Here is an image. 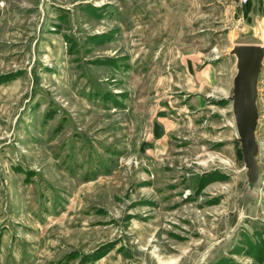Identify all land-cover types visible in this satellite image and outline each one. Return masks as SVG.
<instances>
[{
  "label": "rangeland",
  "instance_id": "obj_1",
  "mask_svg": "<svg viewBox=\"0 0 264 264\" xmlns=\"http://www.w3.org/2000/svg\"><path fill=\"white\" fill-rule=\"evenodd\" d=\"M250 2L0 0V264H264V64L257 194L230 100Z\"/></svg>",
  "mask_w": 264,
  "mask_h": 264
},
{
  "label": "water",
  "instance_id": "obj_2",
  "mask_svg": "<svg viewBox=\"0 0 264 264\" xmlns=\"http://www.w3.org/2000/svg\"><path fill=\"white\" fill-rule=\"evenodd\" d=\"M231 55L237 59V74L230 100L233 102V112L242 145L246 174L253 184V193L257 194L263 182L257 163L259 147L256 129L259 120V78L264 64V46L235 45Z\"/></svg>",
  "mask_w": 264,
  "mask_h": 264
},
{
  "label": "crops",
  "instance_id": "obj_3",
  "mask_svg": "<svg viewBox=\"0 0 264 264\" xmlns=\"http://www.w3.org/2000/svg\"><path fill=\"white\" fill-rule=\"evenodd\" d=\"M245 6H247L248 8H251V2H250V0L248 1V3Z\"/></svg>",
  "mask_w": 264,
  "mask_h": 264
},
{
  "label": "built area",
  "instance_id": "obj_4",
  "mask_svg": "<svg viewBox=\"0 0 264 264\" xmlns=\"http://www.w3.org/2000/svg\"><path fill=\"white\" fill-rule=\"evenodd\" d=\"M248 0H243L244 3H247Z\"/></svg>",
  "mask_w": 264,
  "mask_h": 264
}]
</instances>
